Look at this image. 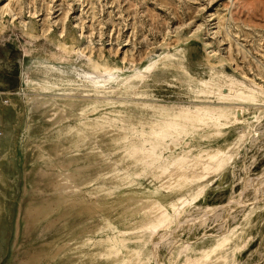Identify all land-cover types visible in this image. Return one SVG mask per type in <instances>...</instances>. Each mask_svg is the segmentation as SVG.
<instances>
[{
	"label": "rangeland",
	"instance_id": "rangeland-1",
	"mask_svg": "<svg viewBox=\"0 0 264 264\" xmlns=\"http://www.w3.org/2000/svg\"><path fill=\"white\" fill-rule=\"evenodd\" d=\"M0 102V264H264V0H0Z\"/></svg>",
	"mask_w": 264,
	"mask_h": 264
},
{
	"label": "bare ground",
	"instance_id": "bare-ground-1",
	"mask_svg": "<svg viewBox=\"0 0 264 264\" xmlns=\"http://www.w3.org/2000/svg\"><path fill=\"white\" fill-rule=\"evenodd\" d=\"M105 78V77H104ZM107 78V77H106ZM223 89V88H222ZM227 89V87H226ZM225 92V91H223ZM8 102V101H7ZM2 103V102H0ZM3 103H6V100L3 99ZM3 105V104H0V106ZM46 106V105H44ZM240 108V107H239ZM13 109V108H12ZM3 111V110H2ZM8 111V109L6 110ZM1 112V111H0ZM2 113V112H1ZM7 113V112H6ZM239 113V111H238ZM4 115L5 112H4ZM220 117L222 118H225V115H221ZM239 119L236 117V121H238ZM228 123L225 122L223 123V125H227ZM227 151L225 149H222V148H218V149H214V150H211L209 151L204 157H198V161L197 163L195 162H190V165L189 167L187 168L186 166L184 165H179L174 171H179V173H176L177 176L174 177V174H172L171 171H167L166 174L169 175V178L170 179H179L180 175L181 174H192L194 175L195 178L197 179H202V178H205L207 176H209L210 174H212L213 172H216L218 171L219 169H221L225 163V157L227 155ZM192 177V176H191ZM187 178V177H186ZM250 179V178H249ZM253 179V178H252ZM249 180V181H253V180ZM256 180V179H255ZM254 180V181H255ZM257 181V180H256ZM250 183V184H249ZM247 184V183H246ZM253 182H248L247 185H252ZM246 188V187H245ZM257 188V187H256ZM258 191V190H257ZM240 198V197H239ZM232 200V199H231ZM236 200V199H235ZM240 202V201H239ZM149 206V205H147ZM146 207V206H145ZM207 212V211H206ZM205 214V213H204ZM219 215V214H218ZM190 217V216H189ZM192 217V216H191ZM187 218V217H186ZM195 219V218H194ZM196 219H197V216H196ZM189 220L190 218L188 219H185V218H182L181 221H180V224H184L186 222L189 223ZM190 222H193L192 221V218L190 220ZM172 231V230H171ZM169 236V232H164L162 233V238L163 237H166V236ZM164 239V238H163ZM158 244V243H157ZM218 248V247H217ZM223 249V248H222ZM1 259V257H0Z\"/></svg>",
	"mask_w": 264,
	"mask_h": 264
}]
</instances>
